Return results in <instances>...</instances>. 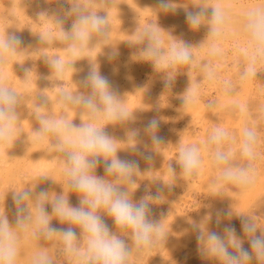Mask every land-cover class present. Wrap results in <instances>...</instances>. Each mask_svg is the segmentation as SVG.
I'll use <instances>...</instances> for the list:
<instances>
[{"label":"bare ground","instance_id":"bare-ground-1","mask_svg":"<svg viewBox=\"0 0 264 264\" xmlns=\"http://www.w3.org/2000/svg\"><path fill=\"white\" fill-rule=\"evenodd\" d=\"M61 1L59 3L63 5ZM69 1L67 0L68 5ZM11 2L13 4L14 0ZM31 2L33 3L32 0ZM34 2L35 5L39 4L38 1ZM81 2L82 0L79 3ZM195 2L197 0H173L177 7L175 13L161 12L158 0H101L93 3V7L90 4L89 8L98 14L103 12L105 15L107 11L115 13V16L110 13L115 17L113 21L109 15V37L102 40L94 35L83 50L73 54L69 50V42L63 38V33L70 29L72 23L58 25L57 19L66 15L55 17L56 19L51 16V11L55 12L53 4H49L52 6L49 15L56 20V26L51 27L45 23L49 21L48 11L43 12L48 17L40 15L43 17L41 19L39 15L35 16L42 12L40 7L38 10L41 12L38 13L34 7L35 14L32 8L34 5L28 3L33 10L30 12L29 7L22 2L23 7L17 8V5L11 11H8L11 7L7 8L10 4L5 3L8 6L7 11H4L1 5L4 2L0 0V35L15 34L23 41L17 59L0 66V72H3L8 85L22 97L18 108L20 136L12 148L0 151V215L6 214L10 224L15 226V205L12 199L15 192L32 190L35 193L47 190L52 194L66 195L71 206L79 205L81 194L68 188L63 173L66 155L61 152L59 157L60 151L56 145H52L55 137H49L43 143L34 142V133L40 127L35 113L39 108L42 114L55 119L66 117L76 125L92 121L93 117L88 109L81 105L68 106L60 101L59 94L65 91L72 96L91 95V87L85 86L83 80L95 66L102 75L109 78L118 91L122 106L130 113V118L125 121L107 122L100 114L95 122L116 141L118 157L139 163V171L135 176L137 188L131 198L136 202L141 197L155 195L158 191L163 196L162 200L151 204V218L163 220L164 231L168 233L166 241L148 251L137 252L134 249L129 264H218L198 253L195 233L191 228L193 221H203L209 212L212 213V218L208 221V227L215 231H222L223 225L230 223L236 228L237 234L244 238L238 214L252 217L257 226L264 230V63L258 66L261 72L257 73L256 79H241L247 63L243 50L249 47L243 28L245 14L250 8L264 6V0H219L226 15V26L219 38L220 52L216 56L210 54L208 26L204 24L193 31L186 22V11L194 10L192 4ZM60 4H57L58 7ZM70 4L72 7V3ZM59 10L56 11L57 14L62 15L64 12ZM211 11L207 10L209 17ZM148 23L156 24L163 30L161 35L167 42L166 46L175 42L174 40H182L194 47V64L181 67L171 87H165L164 73L156 71L150 62L143 61L139 56L142 45L136 43V38L139 30ZM25 58L27 60L24 63ZM53 58H60L65 62L63 77H58L51 66ZM207 67L215 71V80L207 79ZM26 79L30 81L27 85ZM225 81L232 85L231 96L224 92ZM190 86L199 92V100L195 105L184 107L182 97ZM233 100L238 102L243 111L241 107L230 103ZM209 101L215 102L214 108L208 107ZM152 118L158 119L160 123L157 135L163 138L164 143L159 149L144 131L148 120ZM216 127L224 128L229 133L230 145L235 149L233 163L240 165L246 163L240 154L243 129L248 127L257 133V157L254 161L256 180L251 187L242 189L231 184L217 187L219 171L204 143ZM133 130L139 132L136 141L130 139ZM186 144L199 145L203 156L201 172L190 179L180 175L181 169L176 162L180 146ZM134 146L139 151H134ZM141 153H151L153 159L147 161ZM56 155L59 158L55 159L57 161L63 158L60 163H56L57 166L42 164V158ZM101 161L104 162L103 158ZM169 165L176 172L175 180ZM106 178L107 181L115 179L110 175ZM27 184L30 186H26ZM27 203L32 207L31 201ZM45 207L51 216V204L47 203ZM217 210L233 213L230 220L222 219L220 228L215 224ZM101 216L115 232L114 221L103 212ZM50 224L58 229L69 227L55 216H52ZM72 227L79 236L80 229ZM124 239L131 247L130 238ZM244 247H249L246 239ZM61 248L58 237L43 240L31 233L22 235L16 264H32L33 256L41 250L47 251L53 264H70ZM252 264L257 262L253 260Z\"/></svg>","mask_w":264,"mask_h":264},{"label":"clouds","instance_id":"clouds-1","mask_svg":"<svg viewBox=\"0 0 264 264\" xmlns=\"http://www.w3.org/2000/svg\"><path fill=\"white\" fill-rule=\"evenodd\" d=\"M174 5L176 4L173 0H158L159 10L164 13H175L177 7ZM192 8L194 10L186 11L187 24L193 31L206 24L210 54L218 55L219 38L226 26V15L221 3L219 0H197L192 4ZM208 9L212 10L210 17L207 14ZM66 15L75 16L70 29L63 33V38L69 42V50L73 54L83 50L94 35L102 40L108 39L109 14L99 15L74 0ZM245 15L243 28L249 47L243 50L247 63L241 73L242 80L256 79L257 73L261 72L258 66L264 63V6L250 8ZM57 22L62 24L63 20L58 19ZM161 32L163 30L156 24L148 23L139 30L136 43L142 45L139 50L140 58L150 62L156 71L164 73L165 87H171L177 71L183 66L194 64V47L182 40H174L175 42L166 46ZM22 43V39L15 34L0 35V66L17 59ZM50 64L56 75L63 77L65 62L60 58H53ZM206 77L210 81L217 78L211 67H207ZM29 83L26 79L25 85ZM83 83L91 87V95L72 96L61 91L59 98L65 104L81 105L88 109L93 120L76 125L66 117L55 119L42 114L37 108L35 116L40 127L34 133L35 143L47 142L49 137H55L57 149L66 155L63 173L68 188L81 194L79 205L71 206L66 195L52 194L47 190L35 193L32 190L15 192L12 197L15 205V226L10 224L6 214L0 215V264H16L19 241L22 235L28 233L43 240L58 237L62 245L61 251L70 264H129L134 249L144 252L166 241L168 233L164 231L163 220L156 221L151 218V204L163 199L162 192L147 194L138 201H133L131 197L137 188L135 176L139 171V163L118 157L116 141L95 122L100 118V114L105 121L115 122L128 120L130 113L122 106L118 91L112 86L109 78L102 75L95 66L88 71ZM224 92L227 96L233 94L232 85L228 81H225ZM182 99L184 107L195 105L199 100V92L190 86ZM21 100V95L8 85L3 72H0V151L12 148L20 136L18 108ZM230 103L241 107L237 101ZM208 107L214 108L215 102L209 101ZM159 126L158 119L152 118L144 127L145 133L150 136L157 149L164 143L163 138L157 135ZM138 136L137 130L130 133L132 141H136ZM257 142V133L245 127L240 154L246 163L235 164V149L230 145L229 133L221 127H216L211 132L204 143L219 171L216 182L218 188L231 184L247 189L255 184L254 161L257 157ZM133 150L139 151L135 146ZM141 155L147 161L153 159L151 153ZM101 158L104 161V171L115 178L113 181L95 175ZM176 162L183 178L198 176L203 164L201 147L197 144L180 146ZM169 170L175 180L176 172L171 165ZM29 201L32 207H29ZM47 203L51 204V216L45 207ZM101 212L114 221L115 232L102 219ZM232 215L231 211L217 210V228H220L222 219L230 220ZM238 215L244 238L237 234L236 228L230 223L223 225L222 231L210 229L208 221L212 218L211 212L203 221H193L191 228L195 233L198 253L205 259L217 261L218 264H252L253 260L257 264H264V230L257 226L252 217ZM52 216L69 227H54L50 224ZM72 226L80 229L79 236ZM124 237L130 238L131 247ZM245 239L248 248L244 247ZM32 264H53V260L47 251L41 250L33 256Z\"/></svg>","mask_w":264,"mask_h":264},{"label":"rangeland","instance_id":"rangeland-1","mask_svg":"<svg viewBox=\"0 0 264 264\" xmlns=\"http://www.w3.org/2000/svg\"><path fill=\"white\" fill-rule=\"evenodd\" d=\"M5 1H7V2H5ZM11 1H13V0H9V1H8V0H2V3L4 2V5H5V3H6V4L8 3V5L10 4L9 6L7 5L8 7H7L6 5L4 6L3 4H1L2 7H3V9H4V11H5V10L7 11L6 7H7V8L11 7V8L8 9V11H9L10 9H13V8L16 9L17 5L19 6V7H17V8H21L20 6L23 7L22 4L24 3V6L26 5V7H29L28 9L30 10V12L33 11V10H34V7H35V9L37 8V9H36V10H37V11H36L37 13H38L40 10L42 11V12L40 11L41 13H43L44 11H45V12L48 11V15H49V14H50L49 11L52 10L51 8H52V6H53V8H55V12H53L54 10L51 11V12H52V13H51L52 15H51V14H50V15L53 16L54 18H55V17L57 18L58 16H60V17L65 16V15H66L65 13L68 12L67 7L71 8V6H69V5H71L70 3L73 4V2H74V0H71V1L68 0V1L70 2L69 5H68L67 0H65L64 3H63L64 0H63V1L59 0L58 3L56 2L57 0H55V2H52L53 0H52L51 2H50L49 0H47V1L50 2V3H49L50 5L53 4V5L50 7V5H49V4L47 3V1H45V0H44L45 2H44L43 0H32L33 3L31 2V0H28V1H26V0H25V1H24V0H17V1H15V0H14V3H13V4H12ZM34 1H38L39 4H36V5H35V2H34ZM39 1H41V2H39ZM60 1H61V3H62L63 5H61V4L59 3ZM76 1H77V2H76ZM76 1H75L76 3H79L81 0H79V1L76 0ZM87 1H88L89 3H88ZM90 1H91V0H86V1H83V0H82L83 4H82V2L79 3V4H81V5H85V6L88 4L87 7H91V6L93 7V3H95V2H101V0H99V1H98V0H92L91 3H90ZM15 2H17V3H15ZM21 2H22V4H21ZM84 2H86V4H84ZM26 3H27V4H26ZM28 3H29V4L31 3L32 6L34 5V6L32 7L33 10H32V8H30L31 6H30ZM40 3H42V4H40ZM44 3L47 4V5L44 6ZM54 3H55V5H54ZM66 3H67V4H66ZM20 4H21V5H20ZM57 4H58V5L60 4V6L58 7ZM90 4H91V6H89ZM1 5H0V9L2 8ZM13 5H14V6H13ZM28 5H29V6H28ZM37 5H38V6H37ZM39 5H40V6H39ZM42 5H43V6H42ZM64 5H65V6H64ZM12 6H13V7H12ZM55 6H57V8H56ZM63 6H64V8L62 9ZM66 6H67V7H66ZM39 7H40V10H38ZM42 7H43V8H42ZM46 7H48V8L45 9ZM49 8H50V9H49ZM58 8H59V9L61 8L62 10L60 9V10H61V11H60ZM42 9H44V10H42ZM56 9H57V10H56ZM64 9H65V10H64ZM58 10H59V12H64V13H63V14L61 13L62 15H58V14H59V13L57 14ZM90 10H91V9H90ZM10 11H11V10H10ZM12 11H13V10H12ZM56 11H57V12H56ZM33 12H35V10H34ZM36 12H35V14H37ZM107 12H108L109 15L111 16V17L109 16L110 19H111V21H113L112 19L115 18V17H112V16H113V15L115 16V13H112V11H107ZM101 13L104 15L103 12H101ZM101 13H99V15H102ZM108 13H105V15L108 14ZM110 13L113 14V15H111ZM54 14H57V15L55 16ZM38 15L40 16V13L37 14V15H35V16H38ZM45 15L48 17L47 13H46ZM50 15H49V17L47 18V20H49V21H45V20H46V16H45V19H43V20L45 21V23L47 22L46 24H47V25H50L51 27H52V26H56V20H55L56 18L54 19L53 17H50ZM105 15H104V16H105ZM42 16H43V15H42ZM42 16H40L41 19L43 18ZM60 17H58V18H60ZM65 17H66L67 19H66ZM65 17H63V18H65V22H64V19L61 18V19L63 20V24H67V23H69V22H70V24H71V23L74 22V19H75L74 16H69V18H68V16L66 15ZM71 18H73V19L70 20ZM51 19H52V20H51ZM68 19H69L70 21L67 22L66 20H68ZM50 20H51L52 22H50ZM54 20H55V22H54ZM57 20H58V19H57ZM72 21H73V22H72ZM53 22H54V24L52 25ZM48 23H49V24H48ZM57 24L60 25L61 23H60V24L57 23ZM67 25H68V24H67ZM28 39H29V38H28ZM167 39L169 40V38H167ZM168 40H166V41H168ZM168 42H169V41H168ZM166 43H167V42H166ZM26 60H27V58H25V60H23V62L25 63ZM67 105H68V106H71V104H67ZM73 111H75V110H73ZM19 129H20V128H19ZM20 131H21V129H20ZM55 141H56V140H55ZM55 141L53 140L52 145H53V144L56 145ZM52 145H51V146H52ZM54 145H53V146H54ZM59 153H61V152H58V155H59V157H60V154H59ZM58 155H56L57 157H56V156H53V157H47V158L44 157V158H42V164H44V165H46V166H48V167H52V166L55 167V165L57 166V164L60 163V161L63 159V158L61 157L62 159L60 158V160H58V161L55 160L56 158L59 159V158H58ZM48 158H49V159H48ZM50 158H51L52 160H51ZM43 160H44L45 162H46V160H47V162H46V163H45V162L43 163ZM101 160H102V158H101ZM50 161H51V163H50ZM54 163H55V164H54ZM56 163H57V164H56ZM47 164H48V165H47ZM52 164H53V165H52ZM103 164H104V162L102 163V161H101V163L97 166V168L95 169V175H97V176H99V177H103L105 180H108V179L106 178V177H108L107 173L103 172V171H104V167H103L104 165H103ZM100 166H101V167H100ZM44 168H45V167H44ZM102 172H103V173H102ZM98 174H99V175H98ZM104 174H105V175H104ZM102 175H103V176H102ZM43 176H44V175H43ZM45 176H46V175H45ZM29 184H30V183H29ZM29 184H27L26 186H30Z\"/></svg>","mask_w":264,"mask_h":264}]
</instances>
